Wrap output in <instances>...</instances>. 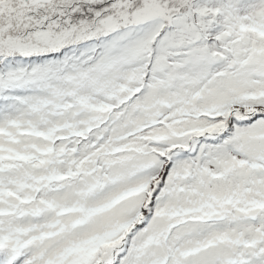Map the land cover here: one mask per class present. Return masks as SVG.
Segmentation results:
<instances>
[{
  "label": "snow or ice",
  "instance_id": "obj_1",
  "mask_svg": "<svg viewBox=\"0 0 264 264\" xmlns=\"http://www.w3.org/2000/svg\"><path fill=\"white\" fill-rule=\"evenodd\" d=\"M0 264H264V0H0Z\"/></svg>",
  "mask_w": 264,
  "mask_h": 264
}]
</instances>
